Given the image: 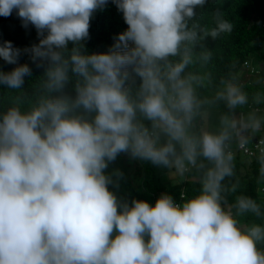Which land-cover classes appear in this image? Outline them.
Wrapping results in <instances>:
<instances>
[{
  "label": "clouds",
  "instance_id": "1",
  "mask_svg": "<svg viewBox=\"0 0 264 264\" xmlns=\"http://www.w3.org/2000/svg\"><path fill=\"white\" fill-rule=\"evenodd\" d=\"M108 2L0 0V16L15 10L36 29L24 51L44 69L25 87L21 50L0 45L16 65L0 70L10 101L0 110V264H264V197L229 203L239 185L226 183L233 142L247 150L264 137V85L250 90L234 71L214 82L207 46L233 23L219 11L202 23L209 0H112L127 29L87 54L90 21ZM256 149L264 184V138ZM121 154L177 183L195 174L198 188L179 203L121 200L109 186L123 174L107 172Z\"/></svg>",
  "mask_w": 264,
  "mask_h": 264
},
{
  "label": "trees",
  "instance_id": "2",
  "mask_svg": "<svg viewBox=\"0 0 264 264\" xmlns=\"http://www.w3.org/2000/svg\"><path fill=\"white\" fill-rule=\"evenodd\" d=\"M202 23L210 19V14L215 11L222 13L223 18L233 23V32L224 35L217 41L210 39L207 41L208 47H213L214 62L210 65L214 82L224 77L229 71L238 72L244 62L251 63L257 72L256 75H240L241 82L250 90L264 85V0H209L203 9ZM127 25L123 20V15L117 10L112 0L103 10L94 13L89 28V39L83 42L84 51L87 54L104 53L114 43L117 34L125 31ZM5 41H10L13 47L21 50L18 57V64H28L32 70V75L25 78V87H28L34 80L43 73V67H37L25 52L33 44L39 42L36 29L29 24L27 28L22 26V21L14 10L9 17L0 16V45ZM71 47V44L69 45ZM235 60L234 68H230ZM16 65L8 64L0 59V70L11 71ZM7 89L0 86V110L5 108L9 101ZM204 96H210L212 89L201 90ZM213 112H226L223 104L211 109ZM239 115V113H237ZM218 123V122H217ZM257 137H262L257 134ZM236 156V175L226 183L238 182L236 193L227 195V200L231 203L238 194H245L251 197H264V184H257L258 164L256 156L248 159L238 153ZM119 170L123 176L115 186H109L121 200L132 199L144 200L150 204L163 193L173 196L176 202L181 201V194H191L198 188V181L195 174H188L184 182L173 185L176 178H169L170 172L157 168L148 162L132 159L127 154H121L115 162L109 165L107 172L113 173ZM115 179V177H114Z\"/></svg>",
  "mask_w": 264,
  "mask_h": 264
},
{
  "label": "built area",
  "instance_id": "3",
  "mask_svg": "<svg viewBox=\"0 0 264 264\" xmlns=\"http://www.w3.org/2000/svg\"><path fill=\"white\" fill-rule=\"evenodd\" d=\"M254 66L251 63L248 62H244L242 68H240L237 72V74L240 76L241 74L246 75L247 72L249 73V75H256L257 72L255 71V69L253 68ZM261 141L260 137L255 136L252 141L249 143V145L247 146V150L245 149L244 146L242 145H238L235 143V148L232 147V150L234 153H238L248 159H251L253 157H255L254 153H256L257 149H256V145Z\"/></svg>",
  "mask_w": 264,
  "mask_h": 264
},
{
  "label": "rangeland",
  "instance_id": "4",
  "mask_svg": "<svg viewBox=\"0 0 264 264\" xmlns=\"http://www.w3.org/2000/svg\"><path fill=\"white\" fill-rule=\"evenodd\" d=\"M244 77L247 78V76H245V74H244ZM220 114L221 113H219V112H213L212 110H210V114H209L208 121H207L209 127H214L217 124ZM232 147L235 148V142H233ZM169 178H171V180H173V181L176 178V181L174 183H172L173 185L181 184V183H177L178 178L173 176L172 174H169Z\"/></svg>",
  "mask_w": 264,
  "mask_h": 264
}]
</instances>
